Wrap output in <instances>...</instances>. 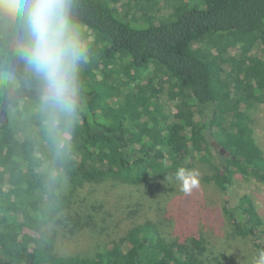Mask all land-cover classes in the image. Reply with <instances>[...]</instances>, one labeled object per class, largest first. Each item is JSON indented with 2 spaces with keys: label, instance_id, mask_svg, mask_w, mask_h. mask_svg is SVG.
Returning a JSON list of instances; mask_svg holds the SVG:
<instances>
[{
  "label": "trees",
  "instance_id": "16d2710c",
  "mask_svg": "<svg viewBox=\"0 0 264 264\" xmlns=\"http://www.w3.org/2000/svg\"><path fill=\"white\" fill-rule=\"evenodd\" d=\"M114 1L68 0L91 70L71 116L44 103L23 16L0 12V264H253L252 199L222 209L174 174L223 193L264 183V0ZM55 225L94 251L57 255Z\"/></svg>",
  "mask_w": 264,
  "mask_h": 264
},
{
  "label": "clouds",
  "instance_id": "9594fccd",
  "mask_svg": "<svg viewBox=\"0 0 264 264\" xmlns=\"http://www.w3.org/2000/svg\"><path fill=\"white\" fill-rule=\"evenodd\" d=\"M0 12L25 18L29 37L25 56L45 81L44 103L71 116L77 104L78 67L86 48L71 21L68 0H0ZM174 179L185 196L200 187L196 169L179 168ZM253 264H264V250Z\"/></svg>",
  "mask_w": 264,
  "mask_h": 264
},
{
  "label": "rangeland",
  "instance_id": "374dc122",
  "mask_svg": "<svg viewBox=\"0 0 264 264\" xmlns=\"http://www.w3.org/2000/svg\"><path fill=\"white\" fill-rule=\"evenodd\" d=\"M113 1L114 5L119 9V6L117 5V3L114 0ZM132 17V15H130ZM23 19L25 20V18L23 17ZM26 24V21H24ZM144 26V23L141 24ZM75 28L78 30L81 39L83 37H86V35H88L87 31L85 30V28H80L77 27L76 25H74ZM87 29V28H86ZM27 51V50H26ZM29 64V63H28ZM30 66V65H29ZM87 66H89L87 64ZM78 70H83V72L87 73L85 75L88 76V81L91 82L90 80V72L91 70L88 68H82L81 66L78 67ZM32 72L37 73L36 71H34V69L32 70ZM253 127H254V135L256 137V141H258V144L262 147L263 151H264V108H261L259 110L258 113H256L255 115V121L253 123ZM216 153V150H215ZM214 153V155H215ZM200 185H201V193H205L206 196H209L211 199H214L216 203L219 204V206L223 209V207L227 204L229 207H235L239 204L240 199L247 195L248 197H250L252 199V201L257 205V211L259 213V215L263 218L264 220V183L263 182H259L256 177L254 176H248V178L242 179L240 181V183H237L233 186V188H231L227 193H223L220 188H218L217 186L212 187L210 185V188L208 187L209 184L204 183L202 184L200 181ZM206 185V186H204ZM179 188V184L177 185ZM212 188V189H211ZM119 194L124 195L125 193H128L129 191L132 190V188L129 186L126 189H118ZM117 193V191H116ZM200 193V194H201ZM118 194V193H117ZM223 217L225 218L226 221L229 220L228 215L227 214H223ZM58 226L55 225V228L57 229ZM260 229H264L263 226H260ZM206 234H209L210 237L209 239L211 240L212 243H214L215 241L218 240V236L213 233L212 230H210L208 227H206ZM56 238H55V247H54V251L57 255H65V256H70L72 254L75 253H82L83 255L85 254H91L92 251H94L93 249L90 248L89 244H84L81 243L85 246L81 247L79 241H75V240H70L67 236L66 233L64 234L63 231L58 230L56 232ZM254 259L249 257L246 261V263H249L251 261H253ZM225 264L227 263L226 260L223 261Z\"/></svg>",
  "mask_w": 264,
  "mask_h": 264
},
{
  "label": "water",
  "instance_id": "95a60500",
  "mask_svg": "<svg viewBox=\"0 0 264 264\" xmlns=\"http://www.w3.org/2000/svg\"><path fill=\"white\" fill-rule=\"evenodd\" d=\"M45 87H46V85H44V90H43L42 94H44ZM13 92H16V90L14 88H11L10 89V96L12 95ZM209 140L211 141L212 146L215 147L216 152L219 155H226L228 157L231 156L230 155L231 152L227 149V147H225L224 145H222L217 139L214 138L213 135H209Z\"/></svg>",
  "mask_w": 264,
  "mask_h": 264
}]
</instances>
